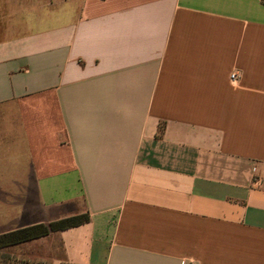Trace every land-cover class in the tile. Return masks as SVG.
Segmentation results:
<instances>
[{"label": "crops", "instance_id": "crops-1", "mask_svg": "<svg viewBox=\"0 0 264 264\" xmlns=\"http://www.w3.org/2000/svg\"><path fill=\"white\" fill-rule=\"evenodd\" d=\"M85 215L27 244L264 264V0H0V236Z\"/></svg>", "mask_w": 264, "mask_h": 264}, {"label": "trees", "instance_id": "trees-1", "mask_svg": "<svg viewBox=\"0 0 264 264\" xmlns=\"http://www.w3.org/2000/svg\"><path fill=\"white\" fill-rule=\"evenodd\" d=\"M87 220L88 216L85 215L81 217L64 219L51 224L49 227L45 225H35L23 228L13 233L0 236V247L25 243L27 241L46 236L50 232V230H61L68 227H73L82 224Z\"/></svg>", "mask_w": 264, "mask_h": 264}, {"label": "rangeland", "instance_id": "rangeland-1", "mask_svg": "<svg viewBox=\"0 0 264 264\" xmlns=\"http://www.w3.org/2000/svg\"><path fill=\"white\" fill-rule=\"evenodd\" d=\"M25 243L0 247V264H61L46 258L45 247Z\"/></svg>", "mask_w": 264, "mask_h": 264}, {"label": "built area", "instance_id": "built-area-1", "mask_svg": "<svg viewBox=\"0 0 264 264\" xmlns=\"http://www.w3.org/2000/svg\"><path fill=\"white\" fill-rule=\"evenodd\" d=\"M230 78L233 82L238 81L239 75L236 72L231 73ZM61 264H68V263H61Z\"/></svg>", "mask_w": 264, "mask_h": 264}]
</instances>
